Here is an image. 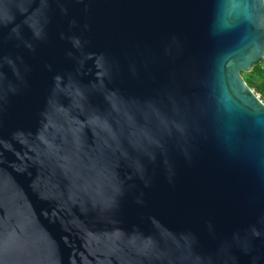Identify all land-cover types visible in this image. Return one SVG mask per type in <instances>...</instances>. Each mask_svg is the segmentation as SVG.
I'll list each match as a JSON object with an SVG mask.
<instances>
[{
	"label": "water",
	"instance_id": "obj_1",
	"mask_svg": "<svg viewBox=\"0 0 264 264\" xmlns=\"http://www.w3.org/2000/svg\"><path fill=\"white\" fill-rule=\"evenodd\" d=\"M215 7L0 0V264H264V150L217 103L264 9Z\"/></svg>",
	"mask_w": 264,
	"mask_h": 264
},
{
	"label": "clouds",
	"instance_id": "obj_2",
	"mask_svg": "<svg viewBox=\"0 0 264 264\" xmlns=\"http://www.w3.org/2000/svg\"><path fill=\"white\" fill-rule=\"evenodd\" d=\"M248 9H255L257 12L264 9V0H216L211 24L212 33L221 35L226 21L245 19V11ZM262 66L264 54H257L248 64L237 63L234 70L226 71L227 80L219 82L217 96V103L226 114L244 119L248 135L257 151L264 150V97L256 95L253 91L249 74ZM216 70L221 72L219 61ZM246 93L259 102L257 107L253 108L248 104Z\"/></svg>",
	"mask_w": 264,
	"mask_h": 264
},
{
	"label": "trees",
	"instance_id": "obj_3",
	"mask_svg": "<svg viewBox=\"0 0 264 264\" xmlns=\"http://www.w3.org/2000/svg\"><path fill=\"white\" fill-rule=\"evenodd\" d=\"M253 90L264 97V66L258 67L255 72L249 74Z\"/></svg>",
	"mask_w": 264,
	"mask_h": 264
},
{
	"label": "snow or ice",
	"instance_id": "obj_4",
	"mask_svg": "<svg viewBox=\"0 0 264 264\" xmlns=\"http://www.w3.org/2000/svg\"><path fill=\"white\" fill-rule=\"evenodd\" d=\"M257 52H260V54H264V50H258ZM257 55L256 54H253L250 58H248L246 61H244L243 63L244 64H248L249 62H251V60L253 59V57H255Z\"/></svg>",
	"mask_w": 264,
	"mask_h": 264
},
{
	"label": "built area",
	"instance_id": "obj_5",
	"mask_svg": "<svg viewBox=\"0 0 264 264\" xmlns=\"http://www.w3.org/2000/svg\"><path fill=\"white\" fill-rule=\"evenodd\" d=\"M260 96V94H258Z\"/></svg>",
	"mask_w": 264,
	"mask_h": 264
}]
</instances>
